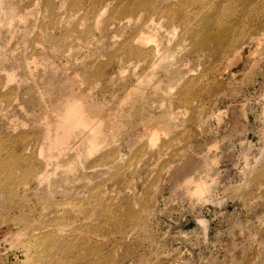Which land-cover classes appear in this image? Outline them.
Instances as JSON below:
<instances>
[{"label":"rangeland","instance_id":"1","mask_svg":"<svg viewBox=\"0 0 264 264\" xmlns=\"http://www.w3.org/2000/svg\"><path fill=\"white\" fill-rule=\"evenodd\" d=\"M186 1L0 0V264H264V0Z\"/></svg>","mask_w":264,"mask_h":264},{"label":"bare ground","instance_id":"2","mask_svg":"<svg viewBox=\"0 0 264 264\" xmlns=\"http://www.w3.org/2000/svg\"><path fill=\"white\" fill-rule=\"evenodd\" d=\"M157 1H158V0H157ZM164 1H165V0H164ZM178 1H179V0H178ZM180 1H181V0H180ZM185 1H186V0H185ZM187 1H188V0H187ZM187 1H186V2H187ZM175 2H176V1H175ZM206 2H207V1H206ZM206 2H205V3H206ZM142 3H143V2H142ZM144 3H145V2H144ZM144 3H143V4H144ZM152 3H153V2H152ZM157 3H158V2H157ZM168 3H169V2H168ZM173 3H174V2H173ZM173 3H172V4H173ZM179 3H180V2H179ZM181 3H182V2H181ZM189 3H193V2H189ZM203 3H204V2H203ZM203 3H202V4H203ZM176 4H177V3H176ZM183 4H184V3H183ZM185 4H186V3H185ZM125 5H126V4H125ZM146 5H147V3H146ZM152 5H153V4H152ZM154 5H156V3H155ZM180 5H181V4H180ZM203 5H204V4H203ZM144 6H145V5H144ZM168 6H169V5H168ZM178 6H179V4H178ZM189 6H190V5H189ZM199 6H201V5H199ZM205 6H206V5H205ZM142 7H143V6H142ZM166 7H167V6H166ZM182 7H183V6H182ZM152 8H154V7H152ZM170 8H171V7H170ZM183 8H186V7L184 6ZM187 8H188V7H187ZM201 8H202V7H201ZM201 8H200V9H201ZM150 9H151V8H150ZM161 9H162V8H161ZM174 9H175V8H174ZM11 10H12V9H11ZM125 10H126V9H125ZM156 10H157V9H156ZM158 10H159V9H158ZM166 10L168 11V9H166ZM166 10H165V12H166ZM171 10H172V9H171ZM184 10H185V9H184ZM184 10H183V11H184ZM189 10H190V9H189ZM204 10H205V9H204ZM172 11H173V10H172ZM172 11H171V12H172ZM180 11H181V10H180ZM201 11H202V10H201ZM152 12H153V11H152ZM154 12H155V9H154ZM154 12H153V13H154ZM165 12H164V13H165ZM168 12H170V11H168ZM185 12H186V11H185ZM197 12L199 13L198 9H197L196 13H197ZM14 13H15V12H14ZM14 13H13V14H14ZM142 13H143V12H142ZM145 13H146V11H145ZM162 13H163V12L161 11V14H162ZM173 13H174V12H173ZM178 13H179V12H178ZM180 13H181V15L183 14L182 12H180ZM190 13H191V12H190ZM194 13H195V12H194ZM203 13H204V12H203ZM146 14H147V13H146ZM146 14H145V15H146ZM161 14H160V16H161ZM166 14H167V13H166ZM166 14H164V15H166ZM15 15H16V13H15ZM172 15H173V14H172ZM184 15H185V14H184ZM184 15H182V16L184 17ZM192 15H193V14H192ZM199 15H200V14H199ZM202 15H203V14H202ZM207 15H208V14H207ZM207 15H206V16H207ZM101 16H102V15H101ZM173 16H174V15H173ZM175 16L177 17V15H175ZM187 16H188V15H187ZM208 16H209V15H208ZM189 17H190V16H189ZM200 17L202 18V16H200ZM200 17H199V18H200ZM204 17H205V16H204ZM210 17L212 18V15H211ZM201 18H200V19H201ZM211 18H210V19H211ZM139 19H140V17H139ZM180 19H181V18H180ZM191 19H192V18H191ZM206 19H207V20H210V19H208V17H207ZM148 20H149V19H148ZM148 20L145 19V21H148ZM150 20H153V17H152V19H150ZM192 20L194 21V17H193ZM198 20H199V19H198ZM215 20H216V19H215ZM215 20H213V21H215ZM120 21H121V20H120ZM124 21H125V20H124ZM161 21H162V20H161ZM168 21H169V20H168ZM201 21H202V20H201ZM211 21H212V20H211ZM139 22H140V21H139ZM151 22H152V21H150V23H148V24H149V25L152 24ZM177 22H178V21H177ZM205 22H206L207 24L209 23L208 21H205ZM205 22H204V23H205ZM140 23H141V22H140ZM165 23H166V22H165ZM186 23H187V22H186ZM186 23H185V25H186ZM188 23H189V22H188ZM198 23H199V22H198ZM214 23H215V22H214ZM119 24H120V23H119ZM210 24H211V23H210ZM210 24H209V26H210ZM164 25H165V24H164ZM190 25H191V24H190ZM202 25H203V23H202ZM212 25H213V24H212ZM166 26H167V25H166ZM191 26H192V25H191ZM213 26H214V25H213ZM147 27H149V26H147ZM168 27H169V26H168ZM189 27H190V26H189ZM195 27H196V26H195ZM200 27H204V26H200ZM207 27H208V26H207ZM207 27L204 28V29L208 30ZM209 28H210V27H209ZM144 29H146V28H144ZM147 29H148V28H147ZM149 29H152V28H149ZM149 29H148V30H149ZM193 29H197V28H193ZM198 29L200 30V28H198ZM228 29H229V28H228ZM202 30H203V29H202ZM155 31H156V30H155ZM224 31H225V30H224ZM150 32H151V31H150ZM192 32H193V30H192ZM195 32H196V31H195ZM195 32H194V33H195ZM198 32H199V31H198ZM208 32H209V31H208ZM227 32H228V30H227ZM260 32H261V31H260ZM156 33H157V32H156ZM199 33H200V32H199ZM202 33H203V31H202ZM216 33H217V32H216ZM152 34H153V33H152ZM152 34H151V35H152ZM197 34H198V33H197ZM211 34H214L213 31H211ZM217 34H218V33H217ZM200 35H201V34H200ZM209 35H210V34H209ZM209 35H208V36H209ZM215 35H216V34H215ZM223 35H224V34H223ZM142 36H143V35H142ZM197 36H199V35H197ZM211 36H212V35H210V37H211ZM204 37H205V36H203V38H204ZM210 37H209V38H210ZM253 37H254V36H253ZM256 37H257V36H256ZM148 38H149V37H148ZM199 38H201V37L199 36ZM211 38H212V37H211ZM217 38H219V37H217ZM222 38H223V37H222ZM224 38H225V37H224ZM214 39H215V38H214ZM210 41H211V40H210ZM216 41H217V40H216ZM203 43H204V42H203ZM213 43H214V42H213ZM141 50H142V49H141ZM149 50H150V49H149ZM156 50H158V49H156ZM144 51H145V50H144ZM1 53H2V52H1ZM156 53H157V52H156ZM142 54H143V53H142ZM235 54H236V53H235ZM155 55H156V54H155ZM157 55H158V54H157ZM1 56H2V55H1ZM1 58H2V57H1ZM70 99H71V98H70ZM68 100H69V99H68ZM75 102H76V101H75ZM75 102H74V103H75ZM68 103H70V102H68ZM71 103H72V101H71ZM83 103H84V102H83ZM77 105H78V104H77ZM74 106H75V107H74ZM82 107H85V106H82ZM179 109H180V108H179ZM74 110H76V104H74V105H70V109H69V111H68V113L70 114V115H69V114H68V115L71 116L70 119H71V118L74 119V120L76 121L75 124H81V123H84L85 120L83 121V119H81V118L83 117V115L81 116V115L79 114V113L82 112V111H80V110L77 109L78 111H80V112H76L77 114H79V116H81V117H79V116H77L76 113H74V115L71 114V113H73ZM70 112H71V113H70ZM82 113H83V112H82ZM75 115H76V117H75ZM59 116H60V115H59ZM66 116H67V115H66ZM78 117H79V119H81V121H80L81 123L77 122V121H78ZM68 119H69V118H68ZM87 120H88V119H87ZM88 122H89V121H88ZM85 123H87V122H85ZM85 123H84V124H85ZM81 125H83V124H81ZM79 126H80V125H79ZM83 126H84V125H83ZM86 127H87V126H86ZM90 127H91V126H90ZM152 127H153V126H152ZM77 128H78V127H77ZM91 128L93 129L94 127L92 126ZM68 131H69V130H68ZM95 131H96V130H95ZM69 133H70V131H69ZM93 133H94V132H93ZM93 133H92V135H93ZM98 133H100V132H98ZM78 135H79V133H78ZM95 135H96V134H95ZM76 136H77V135H76ZM89 138H90V136H89ZM51 140H52V139H51ZM95 141H96V140H95ZM44 177H45V176H44ZM33 242H34V241H33ZM28 248H29V247H28ZM29 250H30V248H29ZM27 251H28V249H27ZM35 252H36V251H35ZM30 254H31V252H30ZM34 254H35V253H34ZM31 258H32V257H31Z\"/></svg>","mask_w":264,"mask_h":264}]
</instances>
